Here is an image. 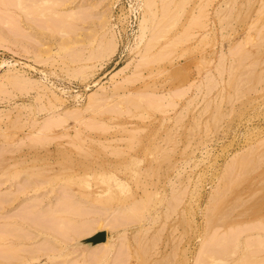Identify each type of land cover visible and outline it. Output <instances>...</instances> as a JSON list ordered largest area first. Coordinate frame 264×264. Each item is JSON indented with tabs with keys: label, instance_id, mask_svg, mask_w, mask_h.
I'll return each mask as SVG.
<instances>
[{
	"label": "rangeland",
	"instance_id": "obj_1",
	"mask_svg": "<svg viewBox=\"0 0 264 264\" xmlns=\"http://www.w3.org/2000/svg\"><path fill=\"white\" fill-rule=\"evenodd\" d=\"M145 1L0 0V264H97L105 245L103 264H153L160 252L166 264H264V0H151V12ZM160 152L171 168L152 187L136 171H158ZM66 166L75 171L56 170ZM25 180L36 190L23 193ZM26 194L41 208L21 204ZM99 231L104 244H81ZM154 231L156 248L141 253Z\"/></svg>",
	"mask_w": 264,
	"mask_h": 264
},
{
	"label": "bare ground",
	"instance_id": "obj_2",
	"mask_svg": "<svg viewBox=\"0 0 264 264\" xmlns=\"http://www.w3.org/2000/svg\"><path fill=\"white\" fill-rule=\"evenodd\" d=\"M178 1H179V0H178ZM44 2H46V1H44ZM168 2H169V1H168ZM41 3H42V2H41ZM19 4H20V3H19ZM44 4H45V3H44ZM44 4H43V5H44ZM143 4L146 6L145 11L148 10L149 12H151V8H152V7H151V6H152V5H151V4H152L151 0H146L145 3H143ZM167 4H168V3H167ZM171 5H172V4H171ZM177 5H178V4H177ZM40 6H41V5H40ZM48 7H49V6H47V8H48ZM164 8H165V6H164ZM31 9H32V8H31ZM42 9H43V8H42ZM162 9H163V8H162ZM162 9H161V10H162ZM28 10H29V9H28ZM34 10H35V7H34ZM40 10H41V9H40ZM40 10H39V13H40ZM44 10H45V9H44ZM164 10H165V9H164ZM180 10H181V9H180ZM31 11H33V10H31ZM46 11H47V9H46ZM46 11H45V12H46ZM48 11H50V10H48ZM148 11H147V12H148ZM223 11H224V10H223ZM229 11H230V10H229ZM229 11H228V12H229ZM33 12H34V11H33ZM35 12H36V11H35ZM172 12H173V11H172ZM221 12H222V10H221ZM36 13H37V12H36ZM49 13H50V12H49ZM168 13H169V12H168ZM168 13H167L166 11H164V14H163L162 16H161V14H160V17H164V16H165V17L168 19V16L170 15V14H168ZM223 13H224V12H223ZM225 13H227L226 10H225ZM201 14L204 15L203 13H201ZM43 15H44V14H43ZM223 15H224V14H223ZM227 15H230V14L227 13ZM175 16H176V14H175ZM225 16H226V14H225ZM225 16H223V17H225ZM149 17H150V16H149ZM149 17H148V16L145 17V18L143 19V20H144L143 22H146L145 20L148 19L147 21H148L149 23H152V21L149 20ZM165 17L162 18V19L164 20ZM196 17H197V16H196ZM150 18H151V17H150ZM175 19H176V17H175ZM151 20H152V19H151ZM160 20H161V19H160ZM160 20L158 19V21L161 23ZM163 20H162V21H163ZM170 20H172V19H170ZM173 20H174V18H173ZM165 21H166V19H165ZM166 22H167V21H166ZM174 22H175V21H174ZM162 23H163V22H162ZM167 23H168V22H167ZM172 23H173V22H172ZM200 23H201V22H200ZM192 24H193V23H192ZM144 25H145V23L143 24V26H144ZM158 25H159V24H158ZM160 25H162V24H160ZM143 26H142V27H143ZM164 26H165V25H164ZM144 28H145V27H143V29H144ZM162 28H163V27H162ZM162 28H160V29L162 30ZM158 30H159V28H158ZM163 30H164V29H163ZM154 31H155V30H154ZM159 31H160V30H159ZM155 33H156V31H155ZM157 33L160 34L159 32H157ZM158 34H156V35H158ZM262 35H263V34H262ZM157 37H158V36H157ZM260 37H261V36H260ZM139 38H140V37H139ZM153 38H154V35H153ZM179 38H180V37H179ZM153 40H154V39H153ZM175 40H176V39H175ZM156 41H157V39H156ZM156 41L153 42L154 44L150 43V44L152 45V47H153V45H155ZM108 42H109V43H108V46H107V47H108V50H111V49H112V51H113V49H114V47H115L116 44L113 42L112 39H111L110 41H108ZM176 42H177V41H176ZM262 42H263V41H262ZM148 46H149V45L147 44V48H148ZM150 48H151V47L149 46V48L147 49V51H149ZM147 51H146V52H147ZM144 52H145V51H144ZM157 54H158V53H157ZM104 55H105V54H104ZM142 55H144V54H142ZM145 55H146V54H145ZM147 55H148V54H147ZM155 55H156V54H155ZM155 55H153V56H155ZM101 56H103V55H101ZM141 59H142V58H141ZM145 59H146V58H145ZM146 60H147V59H146ZM153 60H154V59H153ZM142 62H143V61H142ZM144 62H145V61H144ZM148 62H149V61H148ZM143 64H144V63H143ZM233 72H234V71H233ZM234 74H235V73H234ZM8 77H9V76H8ZM253 77H254V75H253V76H250V74H249L248 77H245V79L248 78V80H252ZM9 78H10V80H11L12 82H16V81H17V80H16V76H11V77H9ZM232 78H233V75H232ZM233 85H234V84H232V86H233ZM235 86H236V88H237L236 91L240 92V94H241L242 91H243V89H242V91H239V90H240L239 86H238V87H237V85H235ZM235 86H234L233 88H235ZM238 89H239V90H238ZM131 99H132V98H131ZM145 99H146V98H145ZM128 100H129V98H128ZM146 100H148V99H146ZM130 102H131V100H130ZM133 102H134V101H133ZM147 102H148V101H147ZM132 104H133V103H132ZM129 105H130V104H129ZM215 110H216V109H215ZM216 113H218V110L215 112V115L218 116V114H216ZM218 117H219V116H218ZM166 137H167V136H166ZM156 146H157V145H156ZM156 146H155V147H156ZM159 146H160V145H158V146L156 147V149H158ZM155 147H154L153 149H155ZM160 147H161V146H160ZM153 149H152V150H153ZM156 149L153 150V151H150V150H149V151H150L149 154H152V152H154L153 154H154V156H155V152H156V154H157ZM159 149H161V148H159ZM159 149H158V152H159ZM162 149H163V148H162ZM162 149H161L160 151H162ZM171 149H172V148H171ZM41 150H42V149H41ZM134 150H135V149H134ZM168 150H169V149H167V151H168ZM43 151H44V150H43ZM111 151H112V150H111ZM167 151H165V150L163 149V151H162L163 155L166 154ZM165 152H166V153H165ZM170 152H173V153L175 154V152H176L175 147H173V151H172V150H171V151L169 150V151H168V154H169ZM147 153H148V152H147ZM162 153L160 152V155H158L159 157L156 156V158H155V159L157 160V166H158V165H159V166L156 167V164H154V165H155L156 168H158V171H156L155 168L152 169V167L150 166V167H151V171H150V172H143V173H140L139 171H136L140 176H138L136 172H131V173H132L131 175H133V173H134V174L136 173V175H137L140 179L143 178L144 181H145V179H147L149 176H150V177L153 176L152 178H154V176H156L157 179H158V177H161V178L164 177L163 175L165 174V172H164V170H163V172H164V174H163V173L161 172V170H160V169H161L160 167H161V165L164 164V163H165V164H166V163H169V162L167 161V159H165V157L169 158V156H162ZM61 154H62V153H61ZM82 154L84 155L85 152L82 153ZM116 154H117V153H116ZM123 154H124V153H123ZM174 154H173V155H174ZM63 155H65V154H63ZM87 155H88V154H87ZM87 155H86V156H87ZM90 155H91V154H90ZM90 155H89V156H90ZM118 155H120V154H118ZM124 155H125V154H124ZM134 155L136 156L137 154L134 153ZM166 155H167V154H166ZM106 156H107V155H106ZM121 156H122V155H121ZM126 156H128L127 153H126ZM135 156H134V157L132 156V157L135 158ZM154 156H153V157H154ZM170 156H171V155H170ZM59 157H60V155H59ZM59 157H58V158H59ZM63 157H65V156H63ZM66 157H67V156H66ZM111 157H112V156H111ZM115 157H116V155H115ZM150 157H151V156H150ZM61 158H62V157H61ZM61 158H60V159H61ZM83 158H84V157H83ZM85 158H86V157H85ZM85 158H84V159H85ZM88 158H89V157H88ZM171 158H172V157H170V159H171ZM41 159H42V158H41ZM84 159H83V161H84ZM103 159H104V158H103ZM124 159H125V158H124ZM127 159H128V158H127ZM67 160H68V159H67ZM81 160H82V159H81ZM131 160H132V159H131ZM131 160H129V161H131ZM171 160H173V159H171ZM93 161H94V160H93ZM134 161H135V160H134ZM147 161H148V160H147ZM149 161H150V160H149ZM162 161H163V162H162ZM63 162H64V161H63ZM63 162H61V163H63ZM77 162H78V160H77ZM87 162H88V161H87ZM95 162H96V161H95ZM136 162H137V161H136ZM128 163H131V162H128ZM148 163H149V162H147V166L149 167L150 163H149V165H148ZM155 163H156V162H155ZM172 163H173V164H172V167H173V166L175 165V163H176V157H175V156H174V160H173ZM235 163H236L235 166L239 168V172H241V173L244 172V170L246 169V168H245L246 166L244 167V164H246V163H245V162H239V161H236ZM243 163H244V164H243ZM58 164H59V166H60V163H58ZM58 164H56V165H58ZM67 164L69 165V163H67ZM84 164H85V163H84ZM88 164H89V163H88ZM169 164H170V163H169ZM64 165H65V164H64ZM71 165H72V164H71ZM71 165H70V166H71ZM74 165H76V164H74ZM78 165H80V164L78 163ZM89 165H90V164H89ZM89 165H88V166H89ZM97 165H98V164H97ZM109 165H110V164H109ZM109 165H108V166H109ZM151 165H153V163H152ZM250 165H251L252 167H254L252 164H250ZM80 166H81V165H80ZM83 166H84V165H83ZM98 166H100V165H98ZM98 166H97V167H98ZM110 166H111V165H110ZM114 166H117V164H115ZM133 166H134V165H133ZM235 166H234V167H235ZM75 167H76V166H75ZM84 167H85V166H84ZM95 167H96V166H95ZM123 167H124V166H123ZM135 167H136V166H135ZM148 167H146V168H148ZM153 167H154V166H153ZM167 167H168V166H167ZM53 168H54V166H53ZM53 168H52V169H53ZM57 168H58V167H57ZM92 168H93V167H92ZM98 168H99V167H98ZM98 168H97V169H98ZM112 168H113V166H112ZM116 168H117V167H116ZM136 168H137V167H136ZM146 168H145V169H146ZM162 168H163V167H162ZM170 168H171V164H170ZM170 168H169V169H170ZM238 168H236V170H238ZM244 168H245V169H244ZM52 169H51V170H52ZM55 169H56V168H55ZM69 169L75 171V170L73 169V167H67V166H66L65 168H61V167H60V168H58V169H56V170H57L58 172H59V171H60V172H64V171H70ZM86 169H88V168H86ZM97 169H96V170H97ZM133 169H134V168H133ZM149 169H150V168H149ZM25 170H26V169H25ZM42 170H43V169H42ZM42 170H41V172H43ZM94 170H95V169H94ZM99 170H100V169H99ZM99 170H98V171H99ZM105 170H106V169H105ZM112 170H113V169H112ZM123 170H124V169H123ZM137 170H139V169H137ZM166 170H168V168H167ZM247 170H248V169H247ZM30 171H32V170H30ZM34 171H35V170H34ZM36 171H37V170H36ZM73 171H71V173H72ZM92 171H93V170H92ZM133 171H135V169H134ZM145 171H148V170L146 169ZM27 172H28V170H27ZM47 172H48V171H46L45 173L43 172L44 175H42V177H43V176L45 177V176L48 174ZM49 172H50V171H49ZM60 172H59V173H60ZM94 172H95V171H94ZM102 172H103V171H102ZM102 172L99 173L97 176H99L100 174H102L101 177H103V174H106V173H102ZM104 172H105V171H104ZM245 172H247V171L245 170ZM248 172H249V171H248ZM248 172H247V173H248ZM34 173H35V172H34ZM52 173H55V172H52ZM80 173H81V172H80ZM83 173H84V176H85V174H87V172H85V170H84ZM96 173H97V172H96ZM234 173H235V172H234ZM40 174H41V173H40ZM56 174H57V173H56ZM116 174H117V173H116ZM224 174H225V173H224ZM239 174H240V173H239ZM245 174H246V173H245ZM245 174H243V175L245 176ZM29 175H30V174H29ZM32 175H33V174H32ZM38 175H39V173H38ZM50 175H51V174H50ZM66 175H67V174H66ZM77 175H78V173H77ZM106 175H107V174H106ZM233 175H234V174H233ZM233 175H231V176L233 177ZM247 175H248V174H247ZM53 176H54V175H53ZM53 176H52V178H53ZM61 176H62V175H61ZM86 176H87V175H86ZM97 176H96V177H97ZM126 176H127V175H126ZM129 176H130V175H129ZM30 177H31V176H30ZM39 177H41V176H39ZM42 177H41V178H42ZM44 177H43V178H44ZM58 177H59V175H58ZM105 177H106V176H105ZM133 177H134V176H133ZM138 177H137V179H139ZM234 177L236 178V176H234ZM234 177H233V178H234ZM238 177H239V179H238L237 184H238V186H239V180L243 179L244 177L242 176L243 178H240V177H241V174H240V176H238ZM238 177H237V178H238ZM22 178H23V177H22ZM27 178H28L27 176H24V179H27ZM34 178H35V177H34ZM46 178H47L46 181L49 182V184H51L50 182L52 181V178H50V177H48V176L45 177V179H46ZM55 178H57V177H55ZM55 178H53V179L55 180ZM63 178H64V177H63ZM72 178H73L72 175H68V177L66 178L67 182H68V180H69V181L72 180ZM77 178H78V177H77ZM97 178H99V177H97ZM106 178H107V177H106ZM237 178H236V179H237ZM113 179H114V178H113ZM113 179H112V180H113ZM129 179H130V177H129ZM132 179H133V178H132ZM157 179L154 178L155 181H156ZM159 179H160V178H159ZM20 180H21V179H20ZM36 180H38V179H36ZM56 180H57V179H56ZM104 180H105V178L103 177V178H101V182H100V181H98V182H100V184L103 185V183L105 184V182H106V181H104ZM148 180H149L148 183L152 185L153 182H152V183L150 182L151 179L148 178ZM148 180H147V181H148ZM231 180H233V179H231ZM231 180H229V181L231 182ZM25 181H26V180H25ZM44 181H45V180H44ZM81 181H82V180H81ZM103 181H104V182H103ZM141 181H142V180H141ZM144 181H143V182H144ZM229 181L226 180V182H223V183L225 184V183H228ZM234 181H236V180L234 179ZM47 182H46V183H47ZM77 182H78V180H77ZM84 182H85V181H84ZM84 182H83V183H84ZM102 182H103V183H102ZM134 182H135V180H134ZM139 182H140V181H139ZM61 183H63V182H61ZM72 183H74V181H72ZM85 183H86L87 185H89L87 182H85ZM85 183H84V184H85ZM119 183H120V182H119ZM136 183H137V182H136ZM144 183H146V182H144ZM156 183H157V181L155 182V184H156ZM223 183H222V185H223ZM32 184H33V183H32ZM52 184H53V183H52ZM64 184H65V183H64ZM68 184H70V183H68ZM106 184H108V181H107ZM117 184H118V182H117ZM155 184H154V185H155ZM157 184L159 185V183H157ZM234 184H235V182H234ZM29 185H30V183L28 182V180L25 182V184L21 185V186H22V187H21V188H22L21 190H22L23 193H24L25 191H27V190H30L29 187H31L32 190H36V189H33V188H37V186L35 187V186H33V185H30V186H29ZM37 185H38V184H37ZM65 185H66V184H65ZM70 185H71V184H70ZM98 185H99V184H98ZM101 185H99V186H101ZM142 185H143V186H145V185L147 186V184H145V185L142 184ZM154 185H152V187H153ZM160 185H161V184H160ZM160 185H159V186H160ZM222 185H221V188H222ZM228 185H229V184H225L224 187L222 188V190H221V188H220V190L223 192L224 190H226V188H227ZM230 185H233V181H232V184H230ZM230 185H229V186H230ZM28 186H29V187H28ZM42 186H43V185H42ZM67 186H69V185H67ZM105 186H106V185H105ZM105 186H104V188H105ZM107 186H108V185H107ZM107 186H106V187H107ZM118 186H119V185H118ZM120 186H121V185H120ZM140 186H141V182H140ZM140 186H139V188H140ZM143 186H142V189H143ZM229 186H228V188H229ZM147 187H149V185H148ZM150 187H151V186H150ZM64 188H65V187H64ZM69 188H70V187H68V189H69ZM72 188H73V187H72ZM100 188H101V187H100ZM100 188H99V189H100ZM38 189H40V188H38ZM38 189H37V190H38ZM47 189H48V188H47ZM51 189H52V188H51ZM70 189H71V188H70ZM77 189H78V188H77ZM142 189H141V190L139 189V190H140L141 192H142L144 189L147 190L146 187H145L143 190H142ZM148 189H149V188H148ZM158 189H159V188H158ZM158 189H157V190H158ZM49 190H50V189H49ZM49 190H48V191H49ZM64 190H65V189H64ZM127 190H129V189H127ZM134 190H135V189H134ZM149 190H150V189H149ZM43 191H44V190H43ZM71 191H72V190H71ZM158 191H159V190H158ZM158 191H154V192L152 191L153 194H151V193H150L151 191H149V193L152 195V197L154 198V200H156V198H157V195H158L157 192H158ZM229 191L232 192V190H229ZM237 191H238V190H237ZM237 191H233V192H237ZM49 192H50V191H49ZM73 192H74V191H73ZM76 192H77V191H76ZM79 192H80V191H79ZM103 192H107V191L103 190V191H102V194H103ZM143 192H144V191H143ZM143 192H142V193H143ZM233 192H232V193H233ZM44 193H45V191H44ZM108 193H109V192H108ZM135 193H136V192H135ZM142 193H141V194H142ZM154 193H156V194H155L156 197H154ZM219 193H221V192H219ZM34 194H35V193H34ZM62 194H63V193H62ZM76 194H77V193H76ZM78 194H79V193H78ZM40 195H41V194H40ZM104 195H105V193H104ZM132 195H133V194H132ZM142 195H143V198H144L145 195H146V196H149V194H148V195H147V194H142ZM151 195L149 196V198H146L147 201H150L149 199L152 198ZM160 195H161V194H160ZM0 196L3 197V195H0ZM4 196H5V198H4V199H5V200H4V205H11V204H13V202L15 201V196H14V195H11V193H6ZM16 196H17V195H16ZM34 196H37V195H34ZM43 196H44V195H43ZM69 196H70V195H69ZM80 196H81V194H80ZM83 196H85L84 193H83ZM83 196H82V197H83ZM96 196H98V195L96 194ZM99 196H100V195H99ZM108 196H109V195H108ZM134 196H135V194H134ZM146 196H145V197H146ZM39 197H41V196H39ZM46 197H48V200H47V203L44 205V207L47 208V209H52V202H51V200H50V198H49V195L47 194ZM101 197H102V196H101ZM109 197L111 198V196H109ZM130 197H131V196H130ZM159 197H160V196H159ZM31 198H33V196H28V197H27V194H26V197L21 201V204H22V202H23V203H27L28 206H31V207H30V210H31L34 206H35L34 208H36L37 206H38V208H39V207L41 208V205H38V204H35V203H31V202H32V200H30ZM85 198H87V196H86ZM110 198H109V201H110ZM126 198H127V200L129 199V197H126ZM126 198H124V202L126 201ZM132 198H133V197H132ZM143 198H142V199H143ZM171 198H172V197H171ZM176 198H177V197H176ZM1 199H2V198L0 197V200H1ZM39 199H40V198H39ZM160 199H161V198H160ZM162 199H163V198H162ZM173 199H175V197H173ZM130 200H131V199H130ZM157 200H158V199H157ZM30 201H31V202H30ZM128 201H129V200H128ZM128 201H127V203H128ZM158 201H160V200H158ZM1 202H2V201H1ZM1 202H0V203H1ZM34 202H36V201L34 200ZM68 202H69V201H68ZM68 202H65V206H66V204H67ZM111 202H113V201L111 200ZM124 202H123V203H124ZM141 202H143V200H142ZM141 202H140V204H141ZM152 202H153V200H152ZM152 202H151V203L149 202V203L152 204ZM155 202H156V201H155ZM173 202H174V201H173ZM173 202H172V203H173ZM175 202H176V201H175ZM37 203H38V202H37ZM40 203H41V202H40ZM106 203H108V202H106ZM136 203H137V202L135 201V203H132V204H136ZM145 203H146V202H145ZM158 203H159V202H158ZM210 203H211V202H210ZM212 203H215V204H214L213 206H211V204H209V205H210L212 208L214 207V208L212 209V212H211L212 215H213L214 211L216 210L215 208H218V204H217L215 201H213ZM1 204H2V203H1ZM70 204H72V203H68L69 206H71ZM104 204H105V202H104ZM109 204H110V202L108 203V205H109ZM130 204H131V202H130ZM138 204H139V203H138ZM143 204H144V203H143ZM143 204H141V205H143ZM156 204H157V203H156ZM156 204H155V205H156ZM176 204H178V203H176ZM216 204H217V205H216ZM4 205H3V206H4ZM24 205H25V204H24ZM27 205H26V207H27ZM75 205H76V204H75ZM102 205H103V203H102ZM106 205H107V204H105V206H106ZM127 205H128V204H127ZM147 205H149V204L147 203ZM152 205H154V203H153ZM172 205H174V203H173ZM215 205H216V207H215ZM72 206H73V205H72ZM72 206H71V207H72ZM109 206H110V205H109ZM138 206H140V205H138ZM175 206H176V205H175ZM44 207H43V208H44ZM129 207H131V206H129ZM132 207H133V206H132ZM146 207H147V206H146ZM148 207H149V206H148ZM148 207H147V208H148ZM150 207H151V206H150ZM34 208H33V209H34ZM75 208H76V207H75ZM144 208H145V206H144ZM33 209H32V211H33ZM76 209H77V208H76ZM128 209H129V208H128ZM128 209H127V210H128ZM135 209H136V208H134V210H135ZM172 209L174 210V209H176V208H173V207H172ZM214 209H215V210H214ZM34 210H35V209H34ZM58 210H59V209H58ZM62 210H63V209H62ZM62 210H60V212H64V211H65V210H64V211H62ZM68 210H69V209H68ZM68 210H67V211H68ZM72 210H73V209H72ZM74 210H75V209H74ZM142 210H143V208H142ZM144 210H145V209H144ZM25 211H26V210H25ZM48 211H49V210H48ZM55 211H56V210H55ZM76 211H77V210H76ZM76 211H75V212H76ZM148 211H149V210H148ZM207 211H208V210H207ZM209 211H211V209H210ZM29 212H30V211H29ZM130 212H132V211H130ZM136 212H137V211H136ZM140 212H141V211H140ZM144 212H146V210H145ZM255 212H257V211H253V212H251L250 215H252V214L255 213ZM56 213L60 214L59 212H56ZM64 213H65V212H64ZM64 213H63V214H64ZM133 213H134V212H133ZM138 213H139V212H138ZM170 213H171V211H170ZM173 213H174V211H173ZM173 213H172V214H173ZM211 213H210V212H207V213H206V216H208V214H209V215H210L209 217H214V216L211 215ZM247 213H248V212H247ZM45 214H47V213H45ZM58 214H57V215H58ZM65 214H66V213H65ZM67 214H68V213H67ZM125 214H128V213L126 212ZM145 214H146V213H145ZM165 214H166V213H165ZM214 214H215V213H214ZM128 215H129V214H128ZM136 215H138V214H136ZM141 215H142V213H141ZM166 215H168V213H167ZM166 215H165V216H166ZM13 216H14V215H13ZM13 216H11V217H13ZM75 216H76V215H75ZM130 216H131V215H130ZM11 217H9V219L12 220L15 216H14L13 218H11ZM59 217H60V216H59ZM61 217L64 218V215L61 216ZM167 217L169 218V216H167ZM209 217H208V218H209ZM220 217H221V216H220ZM62 218H61V220L63 221L64 219H62ZM132 218H134V217H132ZM161 218H162V217H161ZM14 219H16V217H15ZM66 219H68V218H66ZM66 219H65V220H66ZM173 219H174V226H175V228H176L175 230H177V226H178V223H179V221H178V219H177V216H175ZM209 219H210V220H209L208 222H210V224L213 225V221H211L212 218H209ZM57 220H58V219H57ZM65 220H64V221H65ZM157 220H158V217H157ZM162 220H163V218H162ZM207 220H208V219H207ZM16 221H17V220H16ZM66 221H67V223L69 224V222H68L69 220H66ZM73 222H74V221H73ZM63 223H64V222H63ZM127 223H128V222H127ZM8 224H10V226H11V225H12V226H13V225H14V226H17V222H15V221H9V220H8ZM65 224H66V223H65ZM151 224H152V223H151ZM151 224H150V225H151ZM66 225H67V224H66ZM14 226H13V227H14ZM73 226H74V225H73ZM98 226L101 227V226H104V225H100V223H99ZM60 227H61V226H60ZM62 227H65V226L63 225ZM14 228H15V227H14ZM17 228H18V227H16L15 229H17ZM67 228H68V227H67ZM173 228H174V227H173ZM43 229H44V228H43ZM57 229H58V228H57ZM57 229H56V230H57ZM61 229L63 230V228H61ZM87 229H89V228H87ZM162 229H163V228H162ZM89 230H90V229H89ZM91 230H92V229H91ZM91 230H90V231H91ZM17 231H18V229L16 230V232H17ZM68 231H69V230H68ZM97 231H98V230H97ZM160 231H161V230H160ZM64 232H65V230H64ZM77 232H78V230H77ZM79 232H81V231H79ZM79 232H78V233H79ZM154 232H156V231H154ZM18 233H20V232H18ZM82 233H83V232H82ZM82 233L79 234V235H83ZM88 233H90V232H88ZM156 233H157V235H158V238L154 239V238H155V235L153 234V235H154V236H153V235L151 234L148 238L146 237L147 239H145V240H148V241H142V242H144V244L142 243V245H140V242H139V246H137V247H139L138 249H141V246L144 247V248L146 249V250H145L144 248H142V250L144 249V250H143L144 252H141L142 250H141V251H140V250L137 251V249H136V251H137L138 253H139V251H140L141 253H145V251H146V254H147V252H150V251H151V248H156V247H154V246H156L157 243L159 242V240H160L159 238H160V236H161V232H160V234H159V231L156 232ZM37 234H38V233H37ZM75 234H77V233H75ZM143 234H145V233H143ZM143 234H141V235H143ZM19 235H20V234H19ZM19 235H16L15 232H14V235H13V236L16 237V236H19ZM21 235H22V234H21ZM157 235H156V236H157ZM159 235H160V236H159ZM143 236H144V235H143ZM143 236H140V237L143 238ZM152 236L154 237L153 239H152ZM15 237H14V239H15ZM19 237H20V236H19ZM73 237H74V236H73ZM77 237H78V236H77ZM77 237H76V239H77ZM16 238H17V237H16ZM21 238H22V237H21ZM21 238H20V239H21ZM74 238H75V237H74ZM46 239H47V238H46ZM138 239H139V241H140V238H138ZM50 240H51V238H50ZM53 240H54V239H52V241H53ZM176 240H178V239L176 238ZM178 241H179V240H178ZM178 241H176V242H178ZM47 242H48V241H47ZM50 242H51V241H50ZM50 242H49V244H51ZM69 242H70V241H69ZM76 242H77V241H76ZM106 242H107V241H106ZM176 242H175V243H176ZM10 243H11V242H10ZM12 243H14V242H12ZM12 243H11V244H12ZM52 244H53V243H52ZM103 244H104V243H103ZM106 244H107V243H106ZM136 244H138L137 241H136ZM175 246H176V244H175ZM137 247H136V248H137ZM158 247H159V245H158ZM173 247H174V246H173ZM176 247H178V245H177ZM176 247H174V248H176ZM97 248H98V247H97ZM103 248H104L103 250H101V249H97L96 252L93 251V253H95V258L98 259V263H97V264H103V263L106 261V257L109 255V249H107L106 245H105V247H103ZM134 250H135V249H134ZM175 250L177 251V249H175ZM175 250H174V251H175ZM6 251H7V250H6ZM174 251H173V252H174ZM126 252H127V251H126ZM132 253H133V252H132ZM141 253H140V254H141ZM154 253H155V252H153L152 254H154ZM162 253H163V252H160V258H158V259H156V260H153V264H166V262H167L166 260H169V261L173 262V261H172V260H173L172 257L170 258L171 255H169V256L167 255V259H166V257H164V255H162ZM207 253H208V251H207ZM140 254H139V255H140ZM146 254H145L144 256L141 255V256H142V259L146 257ZM152 254L149 253V257H150V255H152ZM175 254H176V253H175ZM203 254H204V253H203ZM93 255H94V254H93ZM172 255H173V254H172ZM208 255H209V254H208ZM245 255H246V252H245ZM245 255H244V256H245ZM253 255H254V254H253ZM135 256H136V255H135ZM141 256H140V257H141ZM205 256H206V254H205ZM244 256H243V257L240 256V257H242V258L244 259ZM248 256H249V255H248ZM140 257L138 258V260L141 259ZM147 257H148V255H147ZM203 257H204V256H203ZM209 257H210V256H209ZM246 257H247V256H246ZM169 258H170L171 260H170ZM206 258H208V257H205V258H203V259H206ZM147 259H150V258H147ZM218 259H219V257H215V256L212 255L211 258H210V262H208V261H206V262H207V264H209V263L211 264V263H215L216 260H218ZM222 259H223V258H222ZM248 259H251V258H248V257H247V260H248ZM143 260H144V259H143ZM199 260H201V259H199ZM220 260H221V259H220ZM14 261H15V260H14ZM144 261H148V260H146V258H145ZM169 261H168V263H169ZM212 261H215V262H212ZM242 261H244V260H241V262H242ZM249 261H250V260H249ZM251 261H252V260H251ZM18 262H19V261H18ZM18 262H17V263H18ZM141 262H142L141 260H140V262L137 261L136 264H140ZM202 262H203V260H202ZM255 262H258V261L256 260ZM4 263H5V262H4ZM6 263H7V262H6ZM6 263H5V264H6ZM145 263H146V262H145ZM199 263H201V262H199ZM238 263H239V261H238ZM242 263H243V262H242ZM242 263H241V264H242ZM18 264H23V261H22V262H19ZM141 264H144V263L142 262ZM148 264H149V263H148ZM170 264H171V263H170ZM195 264H196V263H195ZM204 264H205V262H204ZM239 264H240V263H239ZM259 264H261V263H259Z\"/></svg>",
	"mask_w": 264,
	"mask_h": 264
},
{
	"label": "water",
	"instance_id": "obj_3",
	"mask_svg": "<svg viewBox=\"0 0 264 264\" xmlns=\"http://www.w3.org/2000/svg\"><path fill=\"white\" fill-rule=\"evenodd\" d=\"M106 240V234L104 231H99L88 238L81 240V244H88L89 246H95L96 244L103 243Z\"/></svg>",
	"mask_w": 264,
	"mask_h": 264
}]
</instances>
